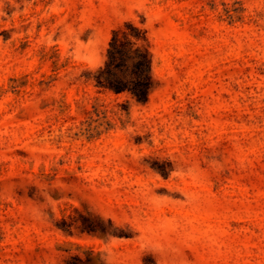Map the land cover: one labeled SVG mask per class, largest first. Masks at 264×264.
Returning <instances> with one entry per match:
<instances>
[{
    "label": "rangeland",
    "instance_id": "1",
    "mask_svg": "<svg viewBox=\"0 0 264 264\" xmlns=\"http://www.w3.org/2000/svg\"><path fill=\"white\" fill-rule=\"evenodd\" d=\"M0 264H264V0H0Z\"/></svg>",
    "mask_w": 264,
    "mask_h": 264
},
{
    "label": "trees",
    "instance_id": "2",
    "mask_svg": "<svg viewBox=\"0 0 264 264\" xmlns=\"http://www.w3.org/2000/svg\"><path fill=\"white\" fill-rule=\"evenodd\" d=\"M92 80L102 89L114 93L127 92L137 102H147L155 84V76L151 42L146 32L132 23L114 29L105 58L93 72ZM86 225L87 229L94 231L93 226Z\"/></svg>",
    "mask_w": 264,
    "mask_h": 264
}]
</instances>
